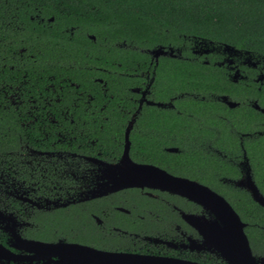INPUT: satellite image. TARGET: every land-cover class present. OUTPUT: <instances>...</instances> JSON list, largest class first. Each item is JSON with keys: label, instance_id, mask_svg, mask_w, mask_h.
<instances>
[{"label": "flooded vegetation", "instance_id": "obj_1", "mask_svg": "<svg viewBox=\"0 0 264 264\" xmlns=\"http://www.w3.org/2000/svg\"><path fill=\"white\" fill-rule=\"evenodd\" d=\"M91 30L65 25L71 50L0 52V264H228L199 203L151 179L100 191L127 158L222 196L264 259V54L190 39L156 56Z\"/></svg>", "mask_w": 264, "mask_h": 264}, {"label": "trees", "instance_id": "obj_2", "mask_svg": "<svg viewBox=\"0 0 264 264\" xmlns=\"http://www.w3.org/2000/svg\"><path fill=\"white\" fill-rule=\"evenodd\" d=\"M36 15H53L57 23L40 22ZM77 22L92 23L98 40L106 37L112 48L117 40L177 48L198 39L264 54V0H0V52L19 46L71 50L63 28ZM183 69L175 66L176 73ZM5 121L0 119V127Z\"/></svg>", "mask_w": 264, "mask_h": 264}, {"label": "water", "instance_id": "obj_3", "mask_svg": "<svg viewBox=\"0 0 264 264\" xmlns=\"http://www.w3.org/2000/svg\"><path fill=\"white\" fill-rule=\"evenodd\" d=\"M152 52L156 56L160 54H172L173 49L172 47L164 49L162 46H159L154 48ZM124 162L107 168V182L100 186V191L107 192L124 187L148 185L149 179H151L155 181L156 185H161L160 187L162 189L171 190L185 196L216 214L219 220H221L220 223L222 225L211 222V225L214 227L207 228V231H209L216 249L219 250L228 264H264L263 258H256L252 255L248 239L243 230L244 223L222 196L197 182L188 181L180 177H173L165 172H161L160 174L162 175L157 176L159 174L155 173L154 170L158 169L153 166L135 164L128 158L126 163ZM195 190H197V194L196 196H192L191 191L193 192ZM257 199L264 204V200ZM106 255L112 261H116L117 264H119V261L120 264H192L174 261L168 258L134 254L107 253Z\"/></svg>", "mask_w": 264, "mask_h": 264}]
</instances>
